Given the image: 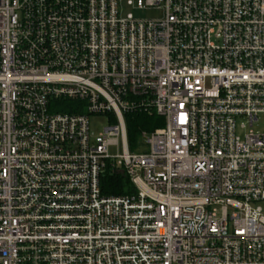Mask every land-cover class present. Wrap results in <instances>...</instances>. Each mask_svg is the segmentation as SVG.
I'll use <instances>...</instances> for the list:
<instances>
[{"label": "built area", "instance_id": "built-area-1", "mask_svg": "<svg viewBox=\"0 0 264 264\" xmlns=\"http://www.w3.org/2000/svg\"><path fill=\"white\" fill-rule=\"evenodd\" d=\"M262 116L264 0H0V264H264Z\"/></svg>", "mask_w": 264, "mask_h": 264}, {"label": "trees", "instance_id": "trees-1", "mask_svg": "<svg viewBox=\"0 0 264 264\" xmlns=\"http://www.w3.org/2000/svg\"><path fill=\"white\" fill-rule=\"evenodd\" d=\"M72 102H65V106L59 112L83 113ZM128 142L131 151H135L140 142L142 132L153 133L155 130L163 128L165 121L155 113H134L125 116ZM101 192L106 197H117L133 195L137 192L135 185L129 176L121 169L112 168L110 164L106 166L101 176Z\"/></svg>", "mask_w": 264, "mask_h": 264}, {"label": "rangeland", "instance_id": "rangeland-1", "mask_svg": "<svg viewBox=\"0 0 264 264\" xmlns=\"http://www.w3.org/2000/svg\"><path fill=\"white\" fill-rule=\"evenodd\" d=\"M125 15L132 14L135 19L138 20H159L162 17V11L158 9H137L136 7H127L124 10ZM108 126V122L105 118L96 119L91 118V128L95 134L102 133L103 129ZM264 128V116L260 118L259 126H255L252 130L254 132L262 131ZM241 137L244 135L239 134ZM109 153L114 156L117 155V148L111 147Z\"/></svg>", "mask_w": 264, "mask_h": 264}]
</instances>
